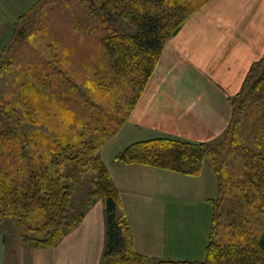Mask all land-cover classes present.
Listing matches in <instances>:
<instances>
[{"label": "trees", "instance_id": "16d2710c", "mask_svg": "<svg viewBox=\"0 0 264 264\" xmlns=\"http://www.w3.org/2000/svg\"><path fill=\"white\" fill-rule=\"evenodd\" d=\"M208 1L101 0L100 18L111 32L104 34L101 41L107 64L105 86L113 89L112 85L125 83L130 91L123 122L152 73L165 40L190 13ZM165 5L172 10H166ZM114 12L134 31H114L117 29L104 15ZM177 13L181 16H176ZM17 21L10 41L0 53V64L14 43L24 36L26 26L19 27ZM51 79L45 81L46 88H35L39 93H35L37 102L28 100L33 110L39 112L33 115L36 121L47 123L48 131L27 130L22 127L19 113L0 107V218L3 214L10 216L21 228L24 241L37 248L57 246L82 222L89 204L94 201L89 199L94 196L102 201L105 215V241L99 264H264V236L257 242L252 241V245H247L246 241L250 240L247 237L242 244L235 242L219 248L211 241L209 232L204 257L199 261L154 258L136 252L129 225L121 212L117 187L98 152L122 123L111 119L112 113L99 100L71 82L67 84L72 88L71 96L62 98L70 90L57 82L61 95L52 91ZM42 89L47 90L46 94ZM77 91L79 94L74 96ZM254 102H261L257 104L264 117V54L251 66L237 94L230 98L231 115L223 133L232 134L238 111ZM255 127V148L240 140L234 141L232 135L229 142L243 162L242 173L236 180L240 186L237 191L246 202L251 195L255 197L251 201L253 206L264 208V126ZM213 141L158 136L130 143L114 159L190 175L198 174L203 161H207L217 178L219 191L221 168L216 164L218 155L210 147ZM84 174L89 175V184L83 182ZM80 183L86 184V190L78 197L75 191ZM246 188L248 194L243 193ZM214 204L215 200V212Z\"/></svg>", "mask_w": 264, "mask_h": 264}, {"label": "crops", "instance_id": "0c3cea01", "mask_svg": "<svg viewBox=\"0 0 264 264\" xmlns=\"http://www.w3.org/2000/svg\"><path fill=\"white\" fill-rule=\"evenodd\" d=\"M37 1L0 0V53L15 22ZM263 54L264 0H209L165 40L125 123L99 151L117 187L136 252L202 260L217 178L207 161L190 175L116 161L115 154L130 143L158 136L194 142L218 138L230 120V98ZM104 241L100 205L89 209L55 247L12 251L9 242H0V264H99Z\"/></svg>", "mask_w": 264, "mask_h": 264}, {"label": "rangeland", "instance_id": "374dc122", "mask_svg": "<svg viewBox=\"0 0 264 264\" xmlns=\"http://www.w3.org/2000/svg\"><path fill=\"white\" fill-rule=\"evenodd\" d=\"M100 2L101 0H38L25 13L24 18L17 21L20 22L19 27L26 28L23 30L24 36L14 43V47L3 56L0 64V107L7 112L14 110L19 113L23 128L48 131L47 123L36 121L35 116L39 112L33 110L34 106L28 100L38 101L36 94L39 93L35 88L37 90L46 88L44 83L49 78H52L54 83L52 91L61 95L57 82L64 83V86L69 82L78 85L112 113L111 119H116L117 123L121 121V126L125 123L126 120L123 122V119L127 115L130 99L128 85L125 83L112 85L113 89H107L105 86L107 64L101 41L104 34L111 32L107 30V25L104 28L100 18L103 14L99 8ZM164 8L172 10L170 6L165 5ZM104 15L109 24L117 29L114 31L120 33L134 31L129 30L131 27L115 12ZM176 16L181 14L177 13ZM45 73H49L47 77H44ZM67 88L70 91L67 96L61 95L62 98L71 96L72 88L69 86ZM42 92L46 94L47 90L42 89ZM78 94L77 91L74 96ZM257 103L261 102L243 105L238 111V121L234 125L233 133H222L210 146L218 155L219 161H216V164H220L221 168L219 175L221 188L215 199V212L213 211L210 227V239L219 248L235 242L242 244L247 237L250 238L247 239L249 242L246 241L247 245H252L264 236V208L253 206L251 201L255 197L249 195L246 202L243 195L237 191L240 186L236 180L242 173L243 162L235 152L234 145L229 142L232 135L234 141L240 140L242 144L255 148L253 137L255 126H264V117L260 115L261 106ZM113 123L116 124L115 122L111 124ZM83 176L85 178L83 182L87 183L89 175ZM84 185L86 184H79L75 196L79 197L84 193L86 190ZM243 193L248 194L247 188ZM89 200L94 201L89 204L91 206L88 210L91 208L97 210L100 205L103 209L102 201L97 197L91 196ZM103 219L105 223L104 210ZM20 230L10 216L7 214L1 216L0 242H9L12 251L40 249L33 243L24 241Z\"/></svg>", "mask_w": 264, "mask_h": 264}, {"label": "bare ground", "instance_id": "6f19581e", "mask_svg": "<svg viewBox=\"0 0 264 264\" xmlns=\"http://www.w3.org/2000/svg\"><path fill=\"white\" fill-rule=\"evenodd\" d=\"M246 124V123H245ZM214 173V172H213Z\"/></svg>", "mask_w": 264, "mask_h": 264}]
</instances>
